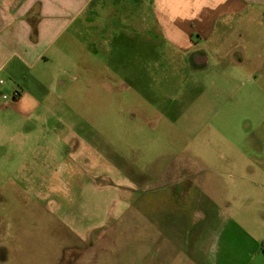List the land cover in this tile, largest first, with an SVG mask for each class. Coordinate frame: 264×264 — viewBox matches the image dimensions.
I'll return each mask as SVG.
<instances>
[{
  "label": "rangeland",
  "instance_id": "374dc122",
  "mask_svg": "<svg viewBox=\"0 0 264 264\" xmlns=\"http://www.w3.org/2000/svg\"><path fill=\"white\" fill-rule=\"evenodd\" d=\"M114 20L29 72L38 110L0 107V264H203L226 219L253 215L264 15L219 19L189 53Z\"/></svg>",
  "mask_w": 264,
  "mask_h": 264
},
{
  "label": "crops",
  "instance_id": "0c3cea01",
  "mask_svg": "<svg viewBox=\"0 0 264 264\" xmlns=\"http://www.w3.org/2000/svg\"><path fill=\"white\" fill-rule=\"evenodd\" d=\"M247 11L264 15V0H0V107L7 110L11 106L28 114L38 110L42 102L35 95L48 90L40 83L42 74L39 78L29 72L50 63V53L63 39L73 35L79 39L86 32L98 33L99 38L106 33L99 21L116 26L114 18L120 17L126 24L141 25L142 30L158 31L159 39L189 53L193 34L207 39L219 19ZM238 25L241 28L242 23ZM193 56V63H207L202 55ZM4 73L14 84L1 78ZM21 79L26 81L24 86ZM28 80L38 86H30ZM14 92L20 97L5 103L3 97ZM84 158L88 159L85 151L76 155V162ZM86 164L90 173L94 163ZM81 170L75 164L70 172L78 178ZM203 264H264V167L253 182V215L226 219L209 238Z\"/></svg>",
  "mask_w": 264,
  "mask_h": 264
},
{
  "label": "built area",
  "instance_id": "2783aa9c",
  "mask_svg": "<svg viewBox=\"0 0 264 264\" xmlns=\"http://www.w3.org/2000/svg\"><path fill=\"white\" fill-rule=\"evenodd\" d=\"M2 84H3V82L0 81V85H2ZM19 97H20V94L18 92H14L11 97H8V96L5 95L3 97V100L7 101V102H9V101L13 102V101L17 100Z\"/></svg>",
  "mask_w": 264,
  "mask_h": 264
}]
</instances>
